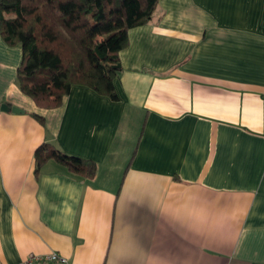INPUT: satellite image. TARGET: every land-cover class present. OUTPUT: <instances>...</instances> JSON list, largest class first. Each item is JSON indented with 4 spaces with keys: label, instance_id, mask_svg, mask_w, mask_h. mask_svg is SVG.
<instances>
[{
    "label": "crops",
    "instance_id": "crops-1",
    "mask_svg": "<svg viewBox=\"0 0 264 264\" xmlns=\"http://www.w3.org/2000/svg\"><path fill=\"white\" fill-rule=\"evenodd\" d=\"M119 57L117 99L42 108L0 34V264H264V0H158ZM43 142L95 175L36 172Z\"/></svg>",
    "mask_w": 264,
    "mask_h": 264
},
{
    "label": "trees",
    "instance_id": "trees-1",
    "mask_svg": "<svg viewBox=\"0 0 264 264\" xmlns=\"http://www.w3.org/2000/svg\"><path fill=\"white\" fill-rule=\"evenodd\" d=\"M157 2L0 0V34L22 49L18 87L42 108L59 106L73 85L117 99L114 81L122 71L119 53L128 46V30L151 20ZM34 159L36 172L49 159L82 178L96 172L92 160L66 154L50 142L35 149Z\"/></svg>",
    "mask_w": 264,
    "mask_h": 264
},
{
    "label": "built area",
    "instance_id": "built-area-1",
    "mask_svg": "<svg viewBox=\"0 0 264 264\" xmlns=\"http://www.w3.org/2000/svg\"><path fill=\"white\" fill-rule=\"evenodd\" d=\"M15 264H68V258L55 251L45 254L29 253Z\"/></svg>",
    "mask_w": 264,
    "mask_h": 264
},
{
    "label": "water",
    "instance_id": "water-1",
    "mask_svg": "<svg viewBox=\"0 0 264 264\" xmlns=\"http://www.w3.org/2000/svg\"><path fill=\"white\" fill-rule=\"evenodd\" d=\"M0 109L3 110V111H12V112H15V113H21V112H23L22 109H20V108H18L16 106H9L6 103H2L0 105Z\"/></svg>",
    "mask_w": 264,
    "mask_h": 264
}]
</instances>
